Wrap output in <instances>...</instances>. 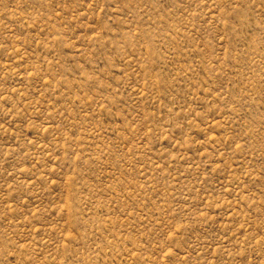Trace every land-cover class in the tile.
Returning <instances> with one entry per match:
<instances>
[{"label":"rangeland","instance_id":"374dc122","mask_svg":"<svg viewBox=\"0 0 264 264\" xmlns=\"http://www.w3.org/2000/svg\"><path fill=\"white\" fill-rule=\"evenodd\" d=\"M0 264H264V0H0Z\"/></svg>","mask_w":264,"mask_h":264}]
</instances>
